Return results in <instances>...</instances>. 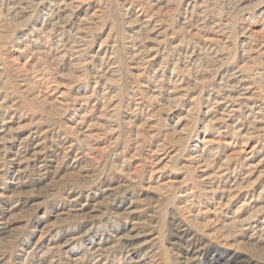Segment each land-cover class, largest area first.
Returning a JSON list of instances; mask_svg holds the SVG:
<instances>
[{
	"label": "rangeland",
	"instance_id": "rangeland-1",
	"mask_svg": "<svg viewBox=\"0 0 264 264\" xmlns=\"http://www.w3.org/2000/svg\"><path fill=\"white\" fill-rule=\"evenodd\" d=\"M0 264H264V0H0Z\"/></svg>",
	"mask_w": 264,
	"mask_h": 264
},
{
	"label": "bare ground",
	"instance_id": "bare-ground-1",
	"mask_svg": "<svg viewBox=\"0 0 264 264\" xmlns=\"http://www.w3.org/2000/svg\"><path fill=\"white\" fill-rule=\"evenodd\" d=\"M230 107H233L232 105H230ZM235 108H231V110H234ZM195 252H196V250H195Z\"/></svg>",
	"mask_w": 264,
	"mask_h": 264
}]
</instances>
